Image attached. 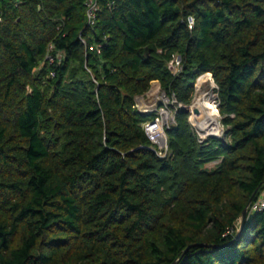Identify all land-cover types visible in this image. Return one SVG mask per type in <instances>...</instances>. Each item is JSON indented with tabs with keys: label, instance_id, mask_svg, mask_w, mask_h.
Returning a JSON list of instances; mask_svg holds the SVG:
<instances>
[{
	"label": "trees",
	"instance_id": "trees-1",
	"mask_svg": "<svg viewBox=\"0 0 264 264\" xmlns=\"http://www.w3.org/2000/svg\"><path fill=\"white\" fill-rule=\"evenodd\" d=\"M97 4L90 26L85 0H0V264H264V211L239 224L264 190V0ZM206 73L225 130L199 141L179 105ZM154 80L165 157L136 106Z\"/></svg>",
	"mask_w": 264,
	"mask_h": 264
},
{
	"label": "rangeland",
	"instance_id": "rangeland-1",
	"mask_svg": "<svg viewBox=\"0 0 264 264\" xmlns=\"http://www.w3.org/2000/svg\"><path fill=\"white\" fill-rule=\"evenodd\" d=\"M175 55L177 54H174L173 56ZM170 59L167 61L166 64L167 69H168V62L170 61ZM202 76L203 75L199 76L196 80L194 86L195 88L194 91L192 92L190 103L187 104L186 107L184 105L182 107L189 111L188 121L190 123L191 129H193V131L197 134L199 141H203L207 136H209L204 134L208 132L207 128L203 129L200 128V126L205 127L210 123L211 127L214 130L211 133H213L212 135L215 136H222L225 130V127L222 124V115H220L218 111V99H217L216 87L215 85H213L210 79L206 80L205 79L206 77L202 78L200 85H198V81ZM155 81L157 80L152 81L150 83L148 90L144 94H141L143 95V97L138 99L140 103L139 105L144 110H148V111L156 110V113L160 112L162 108V110L166 112V113L165 112L162 113H165L164 118L167 121L168 124L167 127H168L174 122L175 111L174 109H172L173 98L172 96L169 97L166 94H163L164 91L160 86L159 82L157 81L158 83H154ZM199 94H203V97L201 99V105H199L198 107L200 112L203 114V117L202 116L198 117L197 112L191 110L192 109L191 105L194 104ZM165 97H168V100ZM211 102L215 105L217 111H214V109L211 107ZM193 107L196 108V106ZM214 163L215 162L209 163L207 164V166H211V164Z\"/></svg>",
	"mask_w": 264,
	"mask_h": 264
},
{
	"label": "built area",
	"instance_id": "built-area-1",
	"mask_svg": "<svg viewBox=\"0 0 264 264\" xmlns=\"http://www.w3.org/2000/svg\"><path fill=\"white\" fill-rule=\"evenodd\" d=\"M85 6H86V22L88 25H93L96 19V14L99 9L97 0H85ZM188 24L189 26L192 25L193 20L192 18H188ZM84 42V41H83ZM168 69L172 74H176L181 69V62L179 55L173 56L170 61L168 62ZM203 75L206 76V80H211L213 85L214 81L212 78L211 73H206ZM198 89V88H197ZM196 89V90H197ZM173 102H175V99L173 98ZM139 100H136V106L139 110L144 111L139 105ZM179 107H183L182 105H179ZM165 112L162 110L157 113V115L151 120L146 121L142 124V129L144 131V134L146 135L150 146L149 148L153 150L159 157H165L168 154V143H167V136L165 133V128L167 127V121L164 118ZM248 212H256V211H264V193H261L258 195L254 200L251 201V203L247 206Z\"/></svg>",
	"mask_w": 264,
	"mask_h": 264
},
{
	"label": "water",
	"instance_id": "water-1",
	"mask_svg": "<svg viewBox=\"0 0 264 264\" xmlns=\"http://www.w3.org/2000/svg\"><path fill=\"white\" fill-rule=\"evenodd\" d=\"M148 52H149V50H148V48H146V49H145V54L147 55ZM163 94H165V93L163 92ZM142 97H143V95H138V96L135 97V99L138 100V99H140V98H142ZM165 98L168 100V97H165ZM184 106L186 107V105H184ZM191 110H193L194 112H197V108H195V107H192ZM144 111H148V110H144ZM204 134H205V135H212V133H209V132H206V133H204ZM256 191H257V189L254 190V192L252 193V195H251V197H250V199H249L247 205H249V204L251 203V201L253 200L254 195L256 194ZM246 213H247V207H245V208L243 209V211H242V213H241V216H240V218H239V224H240V225L243 224L244 219H245V217H246ZM237 235H238V234H237Z\"/></svg>",
	"mask_w": 264,
	"mask_h": 264
},
{
	"label": "bare ground",
	"instance_id": "bare-ground-1",
	"mask_svg": "<svg viewBox=\"0 0 264 264\" xmlns=\"http://www.w3.org/2000/svg\"><path fill=\"white\" fill-rule=\"evenodd\" d=\"M202 97H203V94H199V96L197 97V99L195 100V102H194V104L193 105H191V108L193 107V106H196V108H197V115H198V117H203V114L200 112V110H199V105H201V99H202ZM205 113H207V112H205ZM197 119V118H196ZM205 125V124H204ZM200 126V125H199ZM200 128H207V131L209 132V133H211V132H213L214 130H213V128L211 127V125H210V123L208 124V125H206L205 127H202V126H200ZM220 130V129H219ZM213 134V133H212Z\"/></svg>",
	"mask_w": 264,
	"mask_h": 264
},
{
	"label": "crops",
	"instance_id": "crops-1",
	"mask_svg": "<svg viewBox=\"0 0 264 264\" xmlns=\"http://www.w3.org/2000/svg\"><path fill=\"white\" fill-rule=\"evenodd\" d=\"M154 83H158L157 81H155ZM262 193H264V190H263V192Z\"/></svg>",
	"mask_w": 264,
	"mask_h": 264
}]
</instances>
